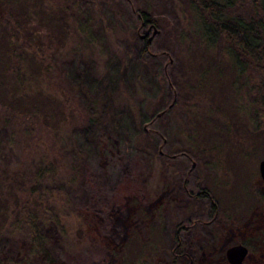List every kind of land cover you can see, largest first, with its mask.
Returning a JSON list of instances; mask_svg holds the SVG:
<instances>
[{
    "label": "rangeland",
    "instance_id": "374dc122",
    "mask_svg": "<svg viewBox=\"0 0 264 264\" xmlns=\"http://www.w3.org/2000/svg\"><path fill=\"white\" fill-rule=\"evenodd\" d=\"M140 12L159 31L148 45ZM221 46H204L190 0H0L1 167L34 168L41 152L59 165L36 220L51 258L27 257L26 226L1 238L0 259L231 264L243 242L241 264H264L256 77ZM38 63L52 75L35 78ZM34 105L44 115L25 114Z\"/></svg>",
    "mask_w": 264,
    "mask_h": 264
},
{
    "label": "trees",
    "instance_id": "16d2710c",
    "mask_svg": "<svg viewBox=\"0 0 264 264\" xmlns=\"http://www.w3.org/2000/svg\"><path fill=\"white\" fill-rule=\"evenodd\" d=\"M190 6L197 15L200 37L204 46L211 49L216 44L222 45V50L241 74H253L256 77V82L250 85L254 93V107L252 124L247 127L250 129L254 127V131L259 129L264 121V0H190ZM138 18L140 25L143 23L142 26L154 22L152 18L141 12ZM1 47L3 48V44ZM143 52L147 53L146 46L143 47ZM148 56L150 59H156L153 54H148ZM37 66V69H40L35 72L42 71V73L40 75L37 73L35 78L43 74L48 77L52 75L49 65L38 63ZM22 67L23 58H16L12 69L17 71L13 77L15 81L20 77ZM95 103L92 101V106ZM38 108L35 105L31 108L26 107L24 112L31 117H36L37 112L44 115L41 107ZM149 119L150 117L146 120ZM92 120L91 113L85 110L86 125ZM30 124L31 126L28 127L22 126L25 134L33 128L34 124ZM26 125H29L28 122ZM204 148L213 151L216 146L204 143ZM36 156L37 163L34 168H31L30 163L27 162L23 163V168L16 166L8 169L1 167L0 164V240L5 238L3 236L7 231L12 232L15 228L19 230L27 226L31 233L27 257L39 253L49 259L51 258L50 249L45 244V236L36 220L44 219L40 213L41 208L45 210L41 207V198L45 194L48 179L56 173L59 165L47 159L43 152ZM19 263L20 258L16 260V263L0 259V264Z\"/></svg>",
    "mask_w": 264,
    "mask_h": 264
},
{
    "label": "water",
    "instance_id": "95a60500",
    "mask_svg": "<svg viewBox=\"0 0 264 264\" xmlns=\"http://www.w3.org/2000/svg\"><path fill=\"white\" fill-rule=\"evenodd\" d=\"M150 27H153V33L150 37L146 39V44L148 45L150 43V40L152 36L157 34L159 31L154 27L153 24H150ZM144 35H140V38L142 39ZM172 104L169 105L171 107ZM163 113V111L159 112L157 116H160ZM194 166V163L192 164V167ZM258 170L261 179L264 182V158H262L258 163ZM248 253V246L244 244L243 242H236L235 244H232L226 248L225 255L227 260L231 264H241L243 261L245 255Z\"/></svg>",
    "mask_w": 264,
    "mask_h": 264
},
{
    "label": "flooded vegetation",
    "instance_id": "af4514ba",
    "mask_svg": "<svg viewBox=\"0 0 264 264\" xmlns=\"http://www.w3.org/2000/svg\"><path fill=\"white\" fill-rule=\"evenodd\" d=\"M142 25H143V23H142ZM142 25H141V28H142V27H144V26H142ZM145 26H147V30H146V32L148 33V32H149L148 30L150 29V24H148V25H145ZM146 32L143 34V35H144V37L142 38V39H145V41H146V39H147V38H145V37H146V35H147V33H146Z\"/></svg>",
    "mask_w": 264,
    "mask_h": 264
}]
</instances>
